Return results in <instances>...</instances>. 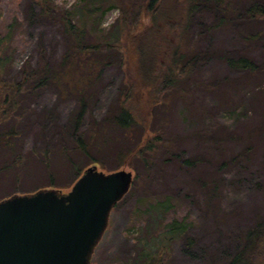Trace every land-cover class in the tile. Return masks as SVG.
<instances>
[{
  "label": "rangeland",
  "instance_id": "374dc122",
  "mask_svg": "<svg viewBox=\"0 0 264 264\" xmlns=\"http://www.w3.org/2000/svg\"><path fill=\"white\" fill-rule=\"evenodd\" d=\"M120 1L46 0L53 10L48 14L37 0H0L1 82H23L40 63L53 69L65 56L63 11L72 13L77 27L82 23L91 44L117 35V59L102 53L107 65L91 91L85 134L112 111L121 93L146 140L155 137L151 130L159 132L162 141L169 140V151L148 168L130 160L120 169L109 153L112 145L99 150L95 158L103 171H98L131 173L133 184L112 211L91 264H225L264 218V20L240 19L211 31L209 14L189 19L187 50L197 63L180 76L177 90L162 91L154 82L166 72L167 54L178 43L165 18L184 26L189 5L158 0L149 11L151 0ZM250 1L231 0V13L246 11ZM144 48L153 49L151 76L138 68ZM240 58L253 62L257 73L229 67L228 60ZM36 83L23 89L15 112L2 123L20 136L9 151H0V202L48 189L65 194L75 180L73 166L85 164L69 127L77 97L64 86L35 88ZM186 160L193 166L181 164ZM13 161L19 165L15 172H1ZM163 204L168 210L157 213ZM174 223L184 232L161 248V235Z\"/></svg>",
  "mask_w": 264,
  "mask_h": 264
},
{
  "label": "trees",
  "instance_id": "16d2710c",
  "mask_svg": "<svg viewBox=\"0 0 264 264\" xmlns=\"http://www.w3.org/2000/svg\"><path fill=\"white\" fill-rule=\"evenodd\" d=\"M98 1H100V4L106 2L115 4L120 0ZM123 1L124 0H121L119 4ZM184 1L185 4L183 6L187 3L189 5L186 10L187 15L183 18L182 22L184 23V26H179V21L174 23L173 21H170L169 18H165V23L174 26L176 29V32L178 33V43L175 45V49L170 52V54H167L168 65H166V72L163 75L158 76L154 82L158 88L161 87L162 91L177 90L180 76L189 69L192 62L194 64L197 63L196 57L187 50L186 33L189 19L191 21L196 15L204 12L209 14L213 20L210 25L211 31L228 27L233 21L240 19L247 21L264 20V3L260 0H251L246 11H237L235 15L231 13V0ZM37 2L39 3V6L42 5L40 6L42 7V13L46 12L51 14L53 12V10L51 11V6L48 5L46 0H37ZM157 3L158 0H151V3L148 5L149 11H154V6L157 5ZM154 13H157V11ZM229 13H231V15ZM59 15L62 36L67 42L68 49L65 56L56 64V66H54L53 69L48 67V65L43 67L40 63L35 67V70L32 71V74L27 76L23 82L4 84L1 82V74L5 64L0 60V151H9L13 144L12 141L20 136L19 131L16 130L15 127L5 130L2 123L11 117V113L15 112L16 105L19 102V97L22 94L23 89L33 86V81L36 80L37 83L34 86L35 88H42L44 86H54L57 88L58 86H64L67 95L77 97L76 110L73 113L69 127L71 128V137L75 145L74 151L78 154L79 158H82V161L85 164H80L77 167L73 166V172H76L74 183L83 173L81 170L84 171L90 167H96L103 171L95 156L99 150H105L104 148H108L109 144L112 145L111 148H108L110 149L109 153L111 154L112 159L119 164L118 167L120 169L127 166V162L130 160H139L144 167L148 168L152 161L157 158L156 156L168 153L169 140L162 141L159 132L154 133V130H151L149 134L152 133L155 137H153L152 141H147L145 138V130L132 116L121 93L119 100L113 107L112 111L106 113L101 122L92 129L91 133L86 135L82 126L89 107L91 91L97 89V80H99L104 67L107 65V60L102 53L104 50L108 53L112 52L111 54L117 59L119 53L117 50L118 47L115 44L119 37L117 35H112L99 44H91L87 41L85 36L84 26L82 23L81 26L78 27L75 25V18H73L70 11H63ZM232 15H234L235 18L231 19ZM3 43V40L0 38V52L3 51ZM150 43L153 46L155 44L154 42ZM153 55V49L144 48L143 58L138 68L139 71L142 69L144 73H147V76H149V73L150 76L153 75V70H151V68H153L151 62ZM188 60L192 61L189 62ZM227 63L231 69L240 72L255 74L258 71L255 64L245 58L228 60ZM74 76L79 80L74 82V80L70 79ZM151 115L153 118L154 111H152ZM149 134L148 136H150ZM11 163L12 164L7 165L4 164L1 172H15L19 165H17L15 161ZM181 164L185 166H193L194 162L186 160ZM167 207V204L160 205L156 208V212L164 214L168 210ZM166 230V233L160 237L159 244L161 248H165L174 240H179L180 234L184 232V229L176 223L168 224ZM160 247L157 249L158 252L160 251ZM145 257L147 262L149 259L152 261V258H149L151 256L146 255ZM225 264H264V218L246 234L240 250Z\"/></svg>",
  "mask_w": 264,
  "mask_h": 264
},
{
  "label": "water",
  "instance_id": "95a60500",
  "mask_svg": "<svg viewBox=\"0 0 264 264\" xmlns=\"http://www.w3.org/2000/svg\"><path fill=\"white\" fill-rule=\"evenodd\" d=\"M132 183L131 173L90 167L65 194L48 189L1 201L0 264H91Z\"/></svg>",
  "mask_w": 264,
  "mask_h": 264
}]
</instances>
